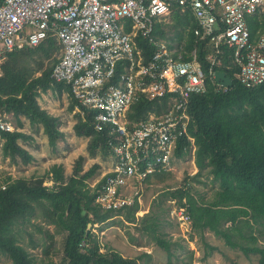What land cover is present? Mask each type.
Masks as SVG:
<instances>
[{
  "label": "trees",
  "instance_id": "trees-1",
  "mask_svg": "<svg viewBox=\"0 0 264 264\" xmlns=\"http://www.w3.org/2000/svg\"><path fill=\"white\" fill-rule=\"evenodd\" d=\"M170 14L176 18L175 21L169 18L167 22H156L153 32L164 38L169 47L182 45L187 50L196 47L198 58L202 59L208 50L205 43L194 35L196 22L191 11H181L174 5ZM257 19L247 17L252 37L256 36L257 28L263 26ZM136 39L147 52L152 50L145 40ZM60 48L61 44L53 36H47L36 46L7 52L0 63V113L11 114L15 119L13 131L0 130V152L2 157H8L14 163L28 164L33 159V155L18 143V140L32 138L22 130L24 119L32 127L41 126L53 149L58 140L64 139L58 117L41 108L37 101L39 94L49 89L58 94L66 92L71 99L69 110L78 108L73 130L75 135L87 137L88 154L111 153L107 129L97 130L93 125L96 109L78 104L69 85L56 82L50 76ZM226 72L232 76L231 71ZM165 106V98L148 100L140 97L131 104L130 116L143 118L148 111L159 113ZM187 112L190 116L187 133L193 137L192 156L197 171L186 174L180 186L168 189L162 195L174 200L177 206L186 208L192 229L197 230L202 239L203 231L209 230L221 237L226 245L238 247L245 254H257V264H264V245L258 243L259 229L257 234L253 232L255 224L264 226V82L247 88L234 79L229 88L221 91L207 81L205 91L189 96ZM191 149V142L184 136L178 139L174 155L184 157ZM84 159L83 155L77 156L68 176L64 174L62 164L54 163L44 175H8L0 183V253L7 256L11 264H142L140 258H149L146 251L136 257L123 256L114 249L101 251L96 233L91 229L86 233L87 223L91 226L105 222L109 225L131 223L139 237L147 236L168 257L175 249L183 247L179 239L172 240L162 230L158 213L147 212L137 216L139 203L136 200L124 209H101L95 203L99 184L90 187L87 182L99 168V163L83 170ZM169 172L154 173L145 181L151 178L162 180ZM204 173L217 183L210 199L194 195L199 187L195 184H204L200 179ZM46 180L51 184H45ZM36 208H40L48 224L54 225L61 239V254L56 260L49 257V245L45 241L41 245L42 255L35 257L13 233L16 224L30 222L36 215ZM116 214L122 218L113 221L111 218ZM244 226L251 228L249 232H244ZM37 228L53 240L48 229L39 225ZM129 238L134 240L131 236ZM205 245L210 251L214 249L207 243ZM36 246L38 244H32V248ZM209 250L205 255L210 253Z\"/></svg>",
  "mask_w": 264,
  "mask_h": 264
},
{
  "label": "built area",
  "instance_id": "built-area-1",
  "mask_svg": "<svg viewBox=\"0 0 264 264\" xmlns=\"http://www.w3.org/2000/svg\"><path fill=\"white\" fill-rule=\"evenodd\" d=\"M174 5L194 16V35L208 50L202 59L196 47H169L153 32ZM249 16L263 24L254 37ZM47 36L61 44L51 78L68 84L78 104L96 109L94 127L109 133L112 163L89 185L99 184L95 203L104 210L139 202L147 176L172 171L178 139L186 136L193 150L188 99L207 81L221 91L230 87L214 78L216 70L247 88L264 82V0H0V63ZM140 97L165 98L166 106L135 119L131 104ZM8 116L0 113V130L15 129ZM169 217L191 224L184 206L174 204Z\"/></svg>",
  "mask_w": 264,
  "mask_h": 264
},
{
  "label": "rangeland",
  "instance_id": "rangeland-1",
  "mask_svg": "<svg viewBox=\"0 0 264 264\" xmlns=\"http://www.w3.org/2000/svg\"><path fill=\"white\" fill-rule=\"evenodd\" d=\"M171 21H175V17L170 14ZM37 72L36 74H38ZM37 101L41 108L54 116L58 117L59 129L64 133V139L58 140L55 149H53L47 141L46 135L43 133L41 126H30L24 119L23 131L31 135V139L18 140V143L27 149L33 155V159L28 164L12 162L8 157H2L0 152V183L3 182L8 175L11 177H31L44 175L49 167L54 163H60L64 167V174L68 176L78 155L85 157L83 161V170H87L93 163H99V168L93 176L87 179L88 184H92L100 177L102 171L108 169L110 154L97 153L93 156L87 152V137L77 136L74 134L73 125L77 120L78 108L74 107L69 110L68 105L71 102L70 96L66 92L61 94L52 91L41 92L37 97ZM8 119L15 125V119L11 114H8ZM2 139L0 138V147ZM1 150V148H0ZM197 171L192 156V149L181 158L175 157L172 163V171L165 174L162 180H154L153 182L139 185L142 191L139 195V209L137 216L144 213H158L161 219L162 230L165 231L172 240L179 239L183 245L182 248H177L173 254L168 257L163 249L153 244L145 235L139 237L137 231L134 230L131 223H122L109 225V222L94 223L90 229L96 233L97 239L101 246V251L114 249L126 257H136L142 251L149 253V258H140L142 264H257L258 255L255 253L245 254L238 247H230L224 243L221 237L215 236L209 230L203 231V239L197 230L192 229L189 223L180 226L174 219L169 217V209L175 204L162 195L164 191L178 187L182 184V179L186 174H193ZM202 183H196L199 186L196 189L195 197L203 195L205 199H210L213 195L217 183L212 181L211 176L205 173L200 177ZM51 181L46 180L45 184ZM141 201V202H140ZM176 205V204H175ZM36 215L32 216L30 222L19 223L13 227V233L18 239V242L24 246L35 257L42 255V243L45 241L48 246V255L56 260L61 254V239L59 234L55 232L54 225L48 224L40 208H36ZM138 217V218H139ZM122 216L116 214L112 216L113 221H117ZM42 229H48L49 233L53 234V240L48 239ZM244 232H249V227H243ZM259 229L260 236L258 243L264 245V226L255 224L253 232L257 234ZM134 240H130L129 237ZM237 238V237H236ZM138 242H136V240ZM238 239V238H237ZM242 243H247L244 239H238ZM38 246L32 248V244ZM142 244L138 246L137 244ZM211 245L213 250H209L205 245ZM209 250V254L205 252ZM0 264H11L10 259L0 253Z\"/></svg>",
  "mask_w": 264,
  "mask_h": 264
},
{
  "label": "water",
  "instance_id": "water-1",
  "mask_svg": "<svg viewBox=\"0 0 264 264\" xmlns=\"http://www.w3.org/2000/svg\"><path fill=\"white\" fill-rule=\"evenodd\" d=\"M214 78L216 80H221L223 83H225L226 85H231L232 83V80L229 76L225 75V73L221 70H216L214 72ZM69 208V207H68ZM68 210V209H67ZM84 212V211H82ZM90 227H91V223H87V228H86V233L89 232L90 230Z\"/></svg>",
  "mask_w": 264,
  "mask_h": 264
},
{
  "label": "crops",
  "instance_id": "crops-1",
  "mask_svg": "<svg viewBox=\"0 0 264 264\" xmlns=\"http://www.w3.org/2000/svg\"><path fill=\"white\" fill-rule=\"evenodd\" d=\"M112 159L110 158V160H109V167H110V165H111V163H112V161H111ZM155 179L154 178H151L149 181H145V185H147L148 183H150V182H153ZM147 183V184H146ZM141 202V201H140ZM139 203V202H138ZM136 214H137V212H136ZM142 215V214H141Z\"/></svg>",
  "mask_w": 264,
  "mask_h": 264
}]
</instances>
